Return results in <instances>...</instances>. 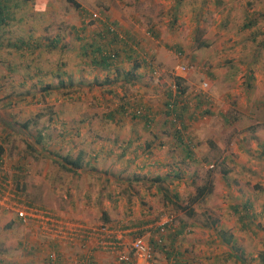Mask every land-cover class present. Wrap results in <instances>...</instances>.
<instances>
[{"label": "rangeland", "instance_id": "374dc122", "mask_svg": "<svg viewBox=\"0 0 264 264\" xmlns=\"http://www.w3.org/2000/svg\"><path fill=\"white\" fill-rule=\"evenodd\" d=\"M72 1L79 6L7 2L0 180L19 199L88 225L171 213L154 264H264V0ZM200 30L207 46L198 48ZM101 33L99 44L116 52L108 70L84 46ZM176 78L186 89L173 96ZM63 155L82 167L66 170ZM208 175L211 193L189 202ZM3 202L0 264H59L57 245L71 244Z\"/></svg>", "mask_w": 264, "mask_h": 264}, {"label": "built area", "instance_id": "2783aa9c", "mask_svg": "<svg viewBox=\"0 0 264 264\" xmlns=\"http://www.w3.org/2000/svg\"><path fill=\"white\" fill-rule=\"evenodd\" d=\"M92 17H95V13L92 14ZM190 67L187 64H177L174 70L185 72ZM205 84L203 83V86ZM175 94L179 93L174 88L172 95ZM10 187L11 185H8L6 179L0 180V190L5 192L0 195V204L6 206L7 204L3 201L8 200L9 207L17 219L22 222H33L43 233L56 239L65 242L76 241L81 248L86 247L88 241L92 240L94 247L112 253L114 259L119 263L154 264L156 247L163 244V234L172 226L174 220V216L168 213L162 215L158 221L152 224L104 225L99 223L88 225L79 221L67 220L47 208L23 201L19 199V191ZM152 228L156 231L157 236L150 240L147 235ZM53 259L54 256L50 254L49 260L53 261ZM80 262L81 264H90L87 257H83Z\"/></svg>", "mask_w": 264, "mask_h": 264}, {"label": "trees", "instance_id": "16d2710c", "mask_svg": "<svg viewBox=\"0 0 264 264\" xmlns=\"http://www.w3.org/2000/svg\"><path fill=\"white\" fill-rule=\"evenodd\" d=\"M9 0H0V26L6 24V18H8L9 16L6 15L7 14V2ZM71 3L73 4L74 7H78L79 5L72 1L71 0ZM251 24L250 21H247V22H244L242 24V26L244 27H247ZM109 27H112L110 25H107L105 27V33L107 35H113L112 37L113 38H117V33L116 31L114 30V28H109ZM202 34V31L200 30V34H194L193 35V40L195 42V46L196 47H204V46H207V42L200 38ZM199 36V37H198ZM98 41H94L93 43H87L86 45H84L85 47H90L91 48V55L92 56H96V57H92V59L90 60L91 63L94 65V66H98L100 69L102 70H108L109 67L112 65L113 61L115 60L116 58V52L114 51H110L109 49H103V46L101 44H99V41H101V38H104V36L100 34H98ZM109 40L111 41L112 39L109 38ZM84 50H86L84 48ZM182 79L181 78H176L174 83H175V86L178 90V93L179 94H183L185 89H186V86L182 84ZM168 107H173L172 108V111L175 112L174 110V101H172V99L167 103ZM120 110H124V106H120L119 107ZM133 116H136L139 114V111L138 109H136L135 111H132L131 113ZM148 124V121L145 125ZM176 132V131H174ZM179 139V138H178ZM3 152V148L2 146L0 145V155L2 154ZM186 157H189L191 155V149H187L185 150V154H184ZM60 165L62 167H64L66 170H76V169H79L82 167V160L80 159V156H76V157H70L69 155H63L61 158H60ZM160 176H158L157 179H159ZM212 191V179L211 177L208 175L207 178L205 179L204 183L202 184H199V185H196L195 186V192L193 195H191L188 199H189V202H198L200 200H202L207 194L211 193ZM101 224H107V223H101ZM135 224V223H134ZM138 225V224H137ZM218 232L222 233L221 230H218ZM230 236H225L223 235L222 233V240L226 243H229L230 241Z\"/></svg>", "mask_w": 264, "mask_h": 264}, {"label": "crops", "instance_id": "0c3cea01", "mask_svg": "<svg viewBox=\"0 0 264 264\" xmlns=\"http://www.w3.org/2000/svg\"><path fill=\"white\" fill-rule=\"evenodd\" d=\"M131 224H134V223H131ZM135 224L137 225V223ZM68 243H70L71 246L67 245L65 247H61V245H57L58 249L55 252L56 253L55 259L57 255V258L60 260L59 264H75V262H78V264H81L80 260L83 257L85 258L87 257L89 259L90 264L119 263L114 259V256L112 255V253H109L106 250H103L102 248L94 247L92 240L88 241V243L86 244V247H82V248L80 247L79 243L76 241L68 242ZM160 247H163V245H161ZM121 264H132V263H121ZM165 264H168V263H165ZM173 264H177V263H173Z\"/></svg>", "mask_w": 264, "mask_h": 264}]
</instances>
